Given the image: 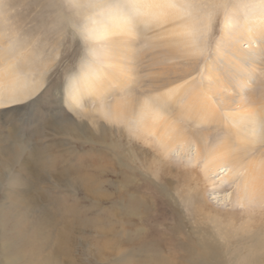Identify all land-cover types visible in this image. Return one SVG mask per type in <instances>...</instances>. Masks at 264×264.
I'll return each mask as SVG.
<instances>
[{
	"label": "rangeland",
	"instance_id": "obj_1",
	"mask_svg": "<svg viewBox=\"0 0 264 264\" xmlns=\"http://www.w3.org/2000/svg\"><path fill=\"white\" fill-rule=\"evenodd\" d=\"M238 1H241L240 5H237ZM227 2V5L224 0L194 2L199 7L195 13L207 12L210 18L209 27L204 25L200 29L206 31L199 36L206 38L204 53L201 54L203 63L206 62L202 58L204 55L207 60L212 57L222 31L232 32L239 28L237 20L248 15L246 9L242 13L239 7L245 0ZM90 15H98L91 0H0V18L8 19V32H18L21 41L29 43L26 57L19 63L30 58L41 65L49 58L41 90L24 103L0 108V173L3 174L0 187V264H6V258L12 255H15V260L21 257L19 263L22 264L35 253L45 260L44 256L50 253L49 241L60 227L58 209L64 204L79 205L84 212V219L77 230H71L74 241L68 249L71 256L68 264H129L127 254L115 253L116 241L119 240L127 251L140 246L138 241L144 239L156 241L173 237L170 228L174 226L173 215L176 212L184 217L187 231L198 224H201L199 228L205 224L214 227L216 217L210 218L212 215L221 216L220 221L224 225L231 217L238 218L235 221L240 225L244 222L240 217L245 211L257 209V203L247 197L245 204L236 203L237 179L242 178L246 169L234 173L227 163L210 168L205 158L199 156L193 139L176 144L169 154L160 157L153 135L144 138L133 134L129 138L125 132L126 137H119L120 133L115 130L122 128L123 123L107 119L98 109L105 100L117 96L119 90L111 89L113 92L103 93L96 101L84 98L77 112L68 107L63 90L67 74L76 71L82 60L101 57L104 50L91 53L90 47H97L98 42L86 39L80 32L86 27V17ZM155 31L151 29L150 34H155ZM260 37L263 38L264 34ZM257 39L243 40L244 48L250 50V45L255 47ZM152 46L153 43L148 41H140L137 45L138 54L134 60L138 72L133 76L137 84L147 74L144 54L139 53ZM202 78L203 71L194 76V82ZM263 83L264 66L254 69L250 85H245L243 94L258 95ZM75 124L89 127L86 132L95 140V146L74 140L69 143V138L57 132L61 133L62 127ZM183 125L193 133L202 127ZM95 129L103 130V140ZM256 130V147L250 153L255 155L262 151L260 158H263L264 132L261 125ZM207 133L209 147L215 146L224 135L218 128L208 129ZM31 152L34 153L29 170L24 171L25 176L19 177L22 172L20 162ZM13 154L15 159L12 162ZM52 157L62 159V166L65 163L72 165L66 176L56 168L59 162L50 163ZM56 173H59L57 177ZM64 178H71L72 185L63 184ZM25 181L40 197L37 203L13 212L20 197L27 192ZM164 190L168 191L169 197ZM195 209H201V212L194 215ZM28 222L34 225L30 230L26 228Z\"/></svg>",
	"mask_w": 264,
	"mask_h": 264
},
{
	"label": "bare ground",
	"instance_id": "obj_2",
	"mask_svg": "<svg viewBox=\"0 0 264 264\" xmlns=\"http://www.w3.org/2000/svg\"><path fill=\"white\" fill-rule=\"evenodd\" d=\"M91 1L98 15L86 17V27L80 32L86 39L98 42L97 47H90L91 53L98 49L104 50L101 57L86 58L76 71L67 74L63 90L68 107L77 112L84 98L96 101L111 89L119 90L117 96L105 100L98 108L107 119L123 123L122 128L115 130L120 133L119 137H124L125 132L128 137L133 134L143 135L144 138L153 135L160 157L169 154L176 144L191 138L197 144L199 156L205 158L210 168L222 163L230 165L234 173L245 168L242 178L237 179L236 203L245 204L246 197L257 203V209L245 211L241 215L244 222L240 225L235 221L238 218L231 217L224 225L220 221L221 216L212 215L210 218L216 217L214 227L205 224V227L199 228L201 224H198L192 225L187 231L184 217L176 212L173 215L174 226H170L173 237L156 241L144 239L138 241L140 246L127 251L117 240L115 253L127 254L129 264H264V157L260 158L262 151L255 155L250 153L256 147L254 136L257 127L261 125L264 132V83L258 95L243 94L254 69L264 66V37H260L264 34V0H245L239 6L242 13L246 9L248 15L237 20L239 28L232 32L226 29L222 31L212 57L208 60L206 55L202 57L205 63L202 62L201 54L204 53L202 49L206 38L199 36L205 31L200 30L202 26L209 27L210 18L207 12L195 13L199 7L194 2L200 0ZM224 2L228 4L227 0ZM240 10L239 16L242 15ZM8 25V19L1 17L0 108L32 99L41 90L45 72L49 68V58L41 65L30 58L19 63L26 57L29 43L21 41L18 32H8ZM151 29L156 30L155 34H150ZM251 38H258L257 45H250V50H246L243 40L250 42ZM140 41H148L153 46L139 53L144 54L147 74L137 84L133 77L138 72L134 58ZM202 71L204 78L195 83L194 76ZM98 109L95 108L96 111ZM183 123L202 127L199 130L196 128L197 132L193 133L187 131ZM211 128L223 130L224 135L219 137L215 146L209 147L207 131ZM62 129L63 132H57L69 138V143L74 140L96 145L86 132L88 126L79 127L75 124ZM98 130L95 129V132H99L103 140L104 132ZM33 153L22 158L19 177L25 176L24 171L29 170ZM14 157L13 154L12 162ZM61 161L52 157L50 163L59 162L56 168L66 176L72 165L65 163L62 166ZM2 175L0 173V187ZM58 175L55 174L56 177ZM58 179H61L60 176ZM62 182L72 185L71 178H64ZM24 184L27 192L20 197L13 212L37 203L40 197L28 181ZM164 191L169 197L168 191ZM58 211L61 216L60 227H57L54 237L49 241L50 253L44 256L45 260L35 253L25 264H68L71 257L68 249L74 241L71 230H77L84 219V212L79 205L74 207L65 204ZM193 211L194 215H198L201 209ZM32 227L33 224H26L29 230ZM21 259L15 260V255L8 256L6 264H22L19 263Z\"/></svg>",
	"mask_w": 264,
	"mask_h": 264
}]
</instances>
